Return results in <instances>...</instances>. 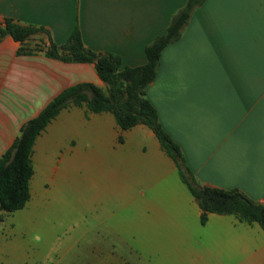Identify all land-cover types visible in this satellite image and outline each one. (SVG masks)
Listing matches in <instances>:
<instances>
[{
    "label": "crops",
    "instance_id": "0c3cea01",
    "mask_svg": "<svg viewBox=\"0 0 264 264\" xmlns=\"http://www.w3.org/2000/svg\"><path fill=\"white\" fill-rule=\"evenodd\" d=\"M185 1L0 0V27L6 17L42 26L59 45L76 25L85 48L114 54L121 66L134 67L145 62L144 47L164 33ZM34 44L46 47L45 34L25 41ZM18 46L9 35L0 38V154L20 125L63 88L80 82L103 88L92 63L63 62L41 50L17 55ZM145 97L199 184L237 189L264 205V0H203L179 37L161 49ZM74 135L86 145L104 147L76 154L72 139L61 142ZM107 149L111 155L103 154ZM49 151L55 158L47 181L60 172L59 164L90 161L99 182L88 198L130 208L131 241L141 232L147 240L177 242L171 251L178 264H264V231L256 222L212 212L200 222V208L147 126L121 129L107 111L92 112L84 102L63 106L31 145L30 206L39 202L41 181L47 185ZM146 160L149 172L158 174L156 182L147 172L143 182L137 173ZM93 220L82 232L84 264H148L151 254L130 246L123 254L114 250L113 241L125 239L124 225L116 223L121 220ZM9 239L0 233V252Z\"/></svg>",
    "mask_w": 264,
    "mask_h": 264
},
{
    "label": "trees",
    "instance_id": "16d2710c",
    "mask_svg": "<svg viewBox=\"0 0 264 264\" xmlns=\"http://www.w3.org/2000/svg\"><path fill=\"white\" fill-rule=\"evenodd\" d=\"M202 2L203 0H186L170 18L164 33L155 36L144 47L145 62L134 67L121 66L120 59L114 54H99L85 48L76 25L65 41L57 45L42 26L21 25L11 18H4L0 38L9 35L17 41V55H28L41 50L46 57L63 62L92 63L103 88L89 82L67 86L53 96L35 116L20 125L18 134L0 154V212L8 213L21 208L29 197L28 179L32 173L29 153L35 136L63 106L84 102L92 112L111 113L121 129L141 123L152 131L161 148L173 161L179 179L200 208L201 223L208 212L231 214L239 221L256 222L264 231L263 204L237 189L210 187L195 180L178 145L161 127L155 109L145 97V87L153 79L161 49L179 37L191 11ZM39 32L47 37L46 47L25 45L31 35Z\"/></svg>",
    "mask_w": 264,
    "mask_h": 264
},
{
    "label": "rangeland",
    "instance_id": "374dc122",
    "mask_svg": "<svg viewBox=\"0 0 264 264\" xmlns=\"http://www.w3.org/2000/svg\"><path fill=\"white\" fill-rule=\"evenodd\" d=\"M75 137L78 136L63 137L61 142L66 143L72 139L74 148L77 149L76 154L82 152L93 154L104 147L86 145L85 139ZM104 152L103 154L111 155L110 149ZM47 154L48 160H45V165L50 171L43 178L47 185H44L43 181L39 185L41 194L39 202L35 206H30L31 201L28 200L18 211L0 212L2 216L0 233L2 236H10L8 246L1 249L0 264H84L85 241L82 232L87 228V224L96 218H102L107 223L122 221L116 223L119 226L124 225L121 228L125 239L113 241L116 253L123 254L127 246H130L142 251L143 255L151 254L148 256V264H178L177 253L171 251L177 250V242L166 241L169 243L166 248V242L163 240H147L146 235L141 232L137 241H131L127 223L130 221L132 210L115 209L112 206L113 202L110 201L106 205H99L95 198V202L88 198L90 193L96 191L93 187L99 182L97 173L90 172L92 171L90 161L81 163L79 162L81 160L75 158L64 165L59 164L60 172L49 182L48 175L50 176L55 156L53 151ZM65 159L66 152L63 162ZM148 162L146 160L137 173L143 182L146 172L148 179L156 182L158 174L154 176L149 172ZM150 251L159 256H153Z\"/></svg>",
    "mask_w": 264,
    "mask_h": 264
}]
</instances>
